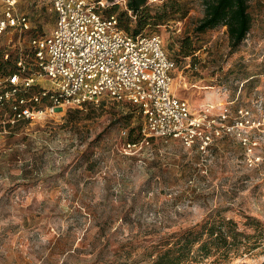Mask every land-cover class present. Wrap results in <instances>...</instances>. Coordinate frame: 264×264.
Wrapping results in <instances>:
<instances>
[{
    "label": "rangeland",
    "instance_id": "1",
    "mask_svg": "<svg viewBox=\"0 0 264 264\" xmlns=\"http://www.w3.org/2000/svg\"><path fill=\"white\" fill-rule=\"evenodd\" d=\"M163 2L179 11L167 6L166 17L143 30L158 33L175 61L174 93L193 109L233 101L232 111L264 115V0L249 2L251 27L235 49L225 26L194 31L201 0H149L152 11ZM16 9L29 29L0 37V53L12 58L56 20L50 0H16ZM143 123L136 104L101 96L0 128V264H152L185 229L221 217L259 232L261 244L203 264H264V130L252 131L249 164L231 135L205 154L169 136L129 148Z\"/></svg>",
    "mask_w": 264,
    "mask_h": 264
},
{
    "label": "built area",
    "instance_id": "2",
    "mask_svg": "<svg viewBox=\"0 0 264 264\" xmlns=\"http://www.w3.org/2000/svg\"><path fill=\"white\" fill-rule=\"evenodd\" d=\"M50 1L56 15L51 31L30 38L26 53L21 48L13 58L2 53L10 63L0 73V128L108 96L136 104L143 116L142 139L128 142L129 148L152 136H169L205 154L218 139L231 135L253 163L257 140L252 131L264 130V115L253 117L246 106L232 111L233 101H206L193 109L176 95V65L162 37L125 30L115 13H108L125 0ZM27 29L28 16L17 11L16 0H0V37Z\"/></svg>",
    "mask_w": 264,
    "mask_h": 264
},
{
    "label": "trees",
    "instance_id": "3",
    "mask_svg": "<svg viewBox=\"0 0 264 264\" xmlns=\"http://www.w3.org/2000/svg\"><path fill=\"white\" fill-rule=\"evenodd\" d=\"M251 0H201L203 15L196 24L194 31L203 32L217 26H225L229 44L235 49L243 41L251 27V14L248 5ZM114 4L108 8V13H115L120 26L132 33H138L144 26L158 24L167 14V2L160 5V9L152 11L149 0H125L124 9L116 12ZM169 7V6H168ZM169 13L179 11L173 6L168 8ZM135 25L131 28V21ZM189 40V39H187ZM0 53V73L5 64ZM189 49L183 52L189 55ZM143 136V135H142ZM130 143L138 142V138L131 137ZM261 244L259 232L245 234L238 230L236 222L231 219H206L185 229L172 245L163 247L155 252L152 264H203L207 259L212 261H232L257 248ZM243 248V251L240 249ZM152 255V254H151Z\"/></svg>",
    "mask_w": 264,
    "mask_h": 264
}]
</instances>
